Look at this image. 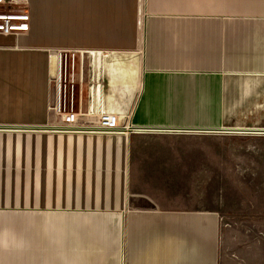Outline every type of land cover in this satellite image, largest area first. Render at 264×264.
Returning <instances> with one entry per match:
<instances>
[{
	"label": "crops",
	"instance_id": "crops-1",
	"mask_svg": "<svg viewBox=\"0 0 264 264\" xmlns=\"http://www.w3.org/2000/svg\"><path fill=\"white\" fill-rule=\"evenodd\" d=\"M16 1L0 264H264V0ZM60 51L85 119L128 129L55 130Z\"/></svg>",
	"mask_w": 264,
	"mask_h": 264
},
{
	"label": "built area",
	"instance_id": "built-area-1",
	"mask_svg": "<svg viewBox=\"0 0 264 264\" xmlns=\"http://www.w3.org/2000/svg\"><path fill=\"white\" fill-rule=\"evenodd\" d=\"M16 0H0V35L20 38L30 32V14L27 10L9 7ZM74 57V56H73ZM68 53L56 52V71L51 80L49 109L54 114L56 131L69 133L113 134L128 129L124 118L110 112H101L97 121H87L81 113V101L76 105L74 75L68 73ZM72 69L74 64L71 63Z\"/></svg>",
	"mask_w": 264,
	"mask_h": 264
},
{
	"label": "rangeland",
	"instance_id": "rangeland-1",
	"mask_svg": "<svg viewBox=\"0 0 264 264\" xmlns=\"http://www.w3.org/2000/svg\"><path fill=\"white\" fill-rule=\"evenodd\" d=\"M17 10H19V9H17ZM69 57H71V55H69ZM77 90L78 89L76 88V93H75L76 105L79 103V98H80V95L78 94ZM102 112H104V111H102ZM99 113H101V112H99Z\"/></svg>",
	"mask_w": 264,
	"mask_h": 264
}]
</instances>
